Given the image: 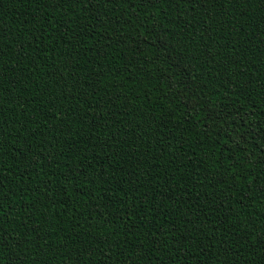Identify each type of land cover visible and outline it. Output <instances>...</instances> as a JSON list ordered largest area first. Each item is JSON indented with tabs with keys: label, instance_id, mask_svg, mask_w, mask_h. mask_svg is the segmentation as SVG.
I'll return each instance as SVG.
<instances>
[{
	"label": "trees",
	"instance_id": "obj_1",
	"mask_svg": "<svg viewBox=\"0 0 264 264\" xmlns=\"http://www.w3.org/2000/svg\"><path fill=\"white\" fill-rule=\"evenodd\" d=\"M0 264H264V0H0Z\"/></svg>",
	"mask_w": 264,
	"mask_h": 264
}]
</instances>
